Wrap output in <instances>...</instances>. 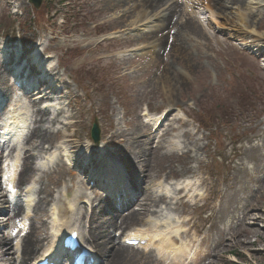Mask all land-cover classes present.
<instances>
[{
	"label": "rangeland",
	"instance_id": "374dc122",
	"mask_svg": "<svg viewBox=\"0 0 264 264\" xmlns=\"http://www.w3.org/2000/svg\"><path fill=\"white\" fill-rule=\"evenodd\" d=\"M51 1L37 10L27 0H0V42L9 40L18 46L23 40L22 47L17 48L27 50V54L37 44L41 45L37 53L41 48L51 53V65L69 85L74 115L68 120L73 127L67 133H74L77 145L87 140L95 144L90 133L95 119L101 130L99 149L103 153L119 147L127 150L115 139L111 141V134L119 127L131 143L139 141L146 149L153 150L155 145L150 143L149 134L154 135L156 144L159 135L148 115L161 116L165 111L163 119L167 122L178 118L186 123L175 124L181 127L174 133L188 130L193 134L187 141L191 147L194 143L193 156L197 147L205 146L198 153L201 162L193 159L186 163L198 171L196 175L205 183L199 190L201 199L196 205L192 201L190 206L172 205L170 215L172 220L177 218L174 210L178 208L179 218L196 223L197 239L208 240L211 256L202 264L216 260L218 245L230 234H246L245 223L248 225L250 221L243 220V212L252 210L256 214L264 210V41H258L253 34L226 30L227 27L220 25L222 18L214 17L201 0H192L198 5L191 11L211 41L206 37L199 40L204 43L199 48L195 41L186 43L188 53L175 52L171 45L155 46L156 54L151 57L152 48H142L150 41L139 39L145 34V27L131 25L138 10L127 13L128 18L121 22L122 8L109 9L105 0H65L62 5L58 3L61 0ZM259 10V16L255 17L258 31H264V5ZM165 33L168 38L164 43L174 42L169 30ZM6 83L9 88L14 85L11 74ZM17 96L12 91L4 102L14 103ZM168 112L170 116L166 117ZM144 124L150 130L144 129ZM166 127L167 124L161 131ZM182 152L160 159V164L166 166L172 160L181 169L185 166V158H180ZM163 169L165 177L170 169ZM56 170L44 176V181L50 184L62 207L65 204L60 199H66L65 188H70L72 199L81 193L94 199L96 192H101L90 190L85 180H79L62 167ZM181 177L185 176L173 173L168 181L176 182ZM58 180L60 185L56 184ZM154 183L157 185L159 181L151 184L156 190ZM139 196L135 194L124 205L130 202L129 205H135ZM129 205L124 209H129ZM21 219L22 216L2 225L0 234H11ZM44 219L50 222V215ZM31 222L30 217L27 223ZM49 231L50 224L46 233ZM120 232L117 231L116 238ZM46 233L41 229L40 237ZM144 249L155 250V247ZM144 249L142 246L139 250ZM153 254L159 261L155 251ZM156 261L151 264H159ZM218 264H264V240L248 248L236 245L234 253L221 254Z\"/></svg>",
	"mask_w": 264,
	"mask_h": 264
},
{
	"label": "bare ground",
	"instance_id": "6f19581e",
	"mask_svg": "<svg viewBox=\"0 0 264 264\" xmlns=\"http://www.w3.org/2000/svg\"><path fill=\"white\" fill-rule=\"evenodd\" d=\"M104 2L109 9L122 8L119 18L121 22L128 18L131 11L135 13L134 11L138 10L131 20V25L145 27V34L139 36V39L150 41L142 48L144 50L152 48L151 57L156 54L153 49L156 48L155 46L171 45L175 52L188 53L186 43L195 41L199 48L204 44L199 40L206 37L211 41V36L202 27L194 11H191L195 5H198L192 0L181 3L178 0H105ZM201 2L214 17L222 18L220 25L227 27L226 30L253 34L258 41H264V31H258L259 25L256 21L260 14L259 7L264 5V0H201ZM167 30L174 37V42L171 44L164 43L168 38L165 33ZM4 43L0 42V92L2 96H10V88L7 87L6 80L11 70L15 71V66L21 61L17 60L16 54L19 52L14 47L5 55L6 50L2 46ZM31 69L35 67L31 65ZM56 70L51 67L50 74H53V79L63 88L57 96L52 87L42 91L40 88L44 84L40 83V88L34 87L33 91L26 93L22 98L17 97L15 104L8 103L0 109V227L22 216L11 234H0V264L56 262L64 249L68 235L71 234H76L81 247L86 249L83 256L95 264H151L156 261L154 251L159 256V261H156L159 264L204 263L211 256L208 240L205 237L202 240L197 239L196 223L191 222L192 219L189 218L183 220L179 218L178 208L174 210L177 218L173 220L170 212L172 205L190 206L189 201L197 203L201 199L199 190L205 180L199 178L196 175L198 171L186 166V163H190L193 159L198 160L200 158L198 153L206 149L205 146L197 147V154L193 156L191 152L195 147L194 143L191 147L190 141L187 142L193 134L188 130L183 131L182 134L174 133L186 123L178 118L167 122L163 119L165 111L161 116L159 114L149 119L159 135L156 144L154 135L149 134L150 143L155 145L153 150L146 149L139 141L131 143L128 135L120 127L111 134L110 138L121 147L125 145L124 148L126 147L127 150L119 147L120 149L117 148L113 152L103 153L99 149L100 145L90 146L89 140L77 145L74 139L78 138L74 133H67L69 128L73 127L68 120L74 115V107L68 93L69 85ZM33 74L34 72L31 73V81L28 85H32L36 80ZM41 76L43 74H38L37 81ZM64 90H67V93ZM34 92L38 95L34 96ZM170 101L173 103L172 98ZM21 102L30 108L24 109L21 107ZM169 113L166 117L170 116ZM166 124L167 127L162 132L161 129ZM143 127L150 130L147 124ZM171 133H174L173 136ZM60 135L62 140L55 143ZM58 151H63L66 160L82 168L81 177L85 174L88 177L94 175L93 178L100 180L101 175H106L110 170H117L120 175H114L113 180L118 181L122 177L124 186L114 188V192L110 190V193L117 195L123 203H126L133 197L129 191L139 192L140 196L135 205H129V209L119 211L113 206L111 209L112 203L107 197L97 195L91 199L81 193L72 199L70 188H65L63 195L66 199H60L65 207L60 206L58 196L54 195L50 184L41 176L42 171L45 176L49 175L43 169L55 159L56 167L64 166L62 155L56 156ZM179 151H183L180 158H185V166L181 169H177L172 160H169L166 166L160 164V159L174 156ZM160 152H162L161 156ZM73 155L74 158L70 159ZM199 161L201 162V159ZM105 167L107 171L103 174L94 173L91 169L98 170ZM198 167L201 168V165ZM163 168L170 169L165 177L163 175L166 170ZM173 173L185 177H181L176 182L168 181ZM162 178L164 179L161 180ZM105 179L110 182L109 177L105 176ZM155 180L159 181L157 185L153 184L156 190L151 186ZM34 181L37 182V186L32 185ZM59 183L61 180L56 182L57 185H60ZM129 183H131L130 190H127ZM83 199H87L85 206H81L84 205ZM74 201L79 203L76 205ZM48 214L50 223L44 219ZM30 216L32 222L29 224L27 219ZM67 216L70 218L66 219ZM242 218L250 221L248 225L245 223L246 234H230L227 240L218 245L220 249L215 254L217 259L205 264H218L221 254L234 253L236 245L248 248L264 240V230H262L264 210H259L256 214L252 210H247L243 212ZM49 224L51 228L46 233ZM41 229L46 233L45 236H41L43 239L40 237ZM117 231H121L118 238H116ZM86 243L89 249L85 246ZM151 245L155 250L144 249ZM142 246L144 250H139ZM80 252H83V249ZM71 258L74 256H70Z\"/></svg>",
	"mask_w": 264,
	"mask_h": 264
},
{
	"label": "water",
	"instance_id": "95a60500",
	"mask_svg": "<svg viewBox=\"0 0 264 264\" xmlns=\"http://www.w3.org/2000/svg\"><path fill=\"white\" fill-rule=\"evenodd\" d=\"M28 2L34 6L36 9H39L42 5L43 0H28ZM91 135L95 141V143H99L100 140V129L98 126L97 121L94 122L92 130H91Z\"/></svg>",
	"mask_w": 264,
	"mask_h": 264
}]
</instances>
